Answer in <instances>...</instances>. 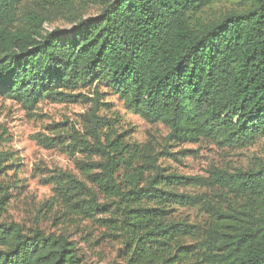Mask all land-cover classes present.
<instances>
[{"label": "trees", "instance_id": "obj_1", "mask_svg": "<svg viewBox=\"0 0 264 264\" xmlns=\"http://www.w3.org/2000/svg\"><path fill=\"white\" fill-rule=\"evenodd\" d=\"M22 1L0 0V96L32 109L44 99L83 100L93 86L81 131L34 135L44 148L82 156L80 178L50 177L52 199L71 216L111 213L102 220L120 236L126 264H264V162L167 172L156 163L160 151L127 140L117 119L99 114L97 90L105 86L129 112L164 123L165 146L204 138L243 147L263 137L264 0L209 21L197 15L212 0H102L96 15L52 31L43 14L18 15ZM8 160L0 149V177ZM9 189L0 178V211ZM176 205L199 206L204 223L175 220ZM82 260L62 235L0 220V264Z\"/></svg>", "mask_w": 264, "mask_h": 264}, {"label": "rangeland", "instance_id": "obj_2", "mask_svg": "<svg viewBox=\"0 0 264 264\" xmlns=\"http://www.w3.org/2000/svg\"><path fill=\"white\" fill-rule=\"evenodd\" d=\"M247 2L212 0L197 16L203 21L215 20L228 12L245 9ZM101 7L102 0H23L17 12L20 16L28 10L43 14L46 18L44 31H52L68 30L76 20L96 15ZM97 90L102 93L100 102L104 103L99 114L117 119L118 130L124 132L127 140L148 146L154 152L160 151L156 163L167 172L206 175L211 167L233 171L255 168L264 162V136L243 147L223 146L204 138L197 142L171 141L165 146L168 128L164 123L151 122L129 112L118 96L105 86ZM83 94L85 98L76 102L44 99L32 109L0 96V137L3 140L0 149L9 152V166L0 178L10 185L0 220L13 221L24 228L36 227L46 234L62 235L82 253V264H126L120 236L102 220L111 213H99L91 218L71 216L52 199L50 177L63 171L80 178L76 162L82 156L44 148L34 138L37 133L64 135L71 127L81 131V115L91 105L93 86ZM166 152L175 154L170 156ZM177 191L194 194L208 190L181 186ZM95 198L102 202L100 195L96 194ZM171 217L194 224L204 223L206 219L199 206H172Z\"/></svg>", "mask_w": 264, "mask_h": 264}]
</instances>
